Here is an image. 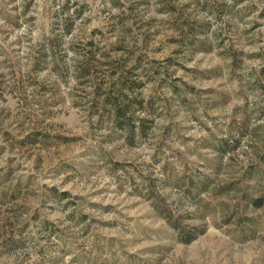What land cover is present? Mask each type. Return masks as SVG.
<instances>
[{
	"label": "rangeland",
	"instance_id": "rangeland-1",
	"mask_svg": "<svg viewBox=\"0 0 264 264\" xmlns=\"http://www.w3.org/2000/svg\"><path fill=\"white\" fill-rule=\"evenodd\" d=\"M0 264H264V0H0Z\"/></svg>",
	"mask_w": 264,
	"mask_h": 264
},
{
	"label": "trees",
	"instance_id": "trees-1",
	"mask_svg": "<svg viewBox=\"0 0 264 264\" xmlns=\"http://www.w3.org/2000/svg\"><path fill=\"white\" fill-rule=\"evenodd\" d=\"M66 7V4L64 6V8ZM70 19V17L68 18V20ZM66 29L69 28V22H66ZM68 30V29H67ZM66 30V31H67ZM59 37L55 38V41L58 43L59 42ZM82 68H80L81 70ZM113 113H114V116L116 117V120L119 122V121H122L123 119H125V109L127 108V106H121V105H118V104H115L113 103ZM129 129L131 130L132 128L129 126Z\"/></svg>",
	"mask_w": 264,
	"mask_h": 264
}]
</instances>
